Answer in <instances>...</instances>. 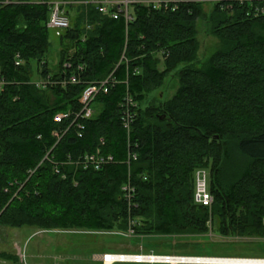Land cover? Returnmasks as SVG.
I'll use <instances>...</instances> for the list:
<instances>
[{
	"label": "trees",
	"instance_id": "16d2710c",
	"mask_svg": "<svg viewBox=\"0 0 264 264\" xmlns=\"http://www.w3.org/2000/svg\"><path fill=\"white\" fill-rule=\"evenodd\" d=\"M63 7L70 27L55 34L54 71L50 5L0 0V226L127 232L135 218L136 235L264 237V14L248 13L249 1L233 12L135 3L127 22L86 0ZM202 20L218 39L209 52L201 50ZM110 74L117 83L97 94L94 116L79 121L84 129L74 116L55 121L79 111L87 84ZM48 76L67 82H32ZM168 82L169 97L161 90ZM128 95L137 102L130 130L122 122ZM100 145L116 162L95 170L69 161ZM199 168L209 171L211 206L195 199Z\"/></svg>",
	"mask_w": 264,
	"mask_h": 264
},
{
	"label": "rangeland",
	"instance_id": "374dc122",
	"mask_svg": "<svg viewBox=\"0 0 264 264\" xmlns=\"http://www.w3.org/2000/svg\"><path fill=\"white\" fill-rule=\"evenodd\" d=\"M199 25L201 50L209 52L215 48L218 39L208 33V27L203 20ZM50 37L52 45L48 62L50 68L55 71L58 69L60 46L53 29ZM171 86L172 83L168 82L161 89L168 97L174 93V87L172 89ZM139 251L193 256L264 257V237L223 236L214 231L204 235H136L134 232L130 234L119 230L104 233L61 230L51 232L28 226H0V254L16 256L15 259L0 255V264H104L101 259L103 253Z\"/></svg>",
	"mask_w": 264,
	"mask_h": 264
},
{
	"label": "built area",
	"instance_id": "2783aa9c",
	"mask_svg": "<svg viewBox=\"0 0 264 264\" xmlns=\"http://www.w3.org/2000/svg\"><path fill=\"white\" fill-rule=\"evenodd\" d=\"M249 1L251 3V8L248 13L258 16L264 14V5L254 4V0H86V2L92 3L104 14H109L114 18H118L120 15H124L127 22L132 21L134 16L131 13V7L135 3H143L151 9L154 10H178L182 6L191 7L193 5H204L205 7H212L213 5H219L221 10L227 12H233L237 4H243ZM50 5L51 14L48 25L54 30L57 36H60L63 31L70 27V18L65 12L64 0H40ZM14 62L16 66H22L26 63L25 58L20 52H17L14 56ZM70 66L69 63L65 64ZM71 82H76V78L72 76L70 78ZM34 82L38 87L46 88L49 85L61 82L65 84L66 79L58 81L53 79L51 76L47 78H33ZM6 80L0 74V91L5 85ZM117 79L110 74L103 80H98L90 82L87 84L81 95L82 107L79 111L74 112L73 110L58 112L54 119L57 122H62L63 120L74 116L73 122H79L81 120H86L94 116L95 108L93 106L95 98L100 92H108L112 88ZM137 102L128 95L125 101L122 103L123 114L122 122L127 130L131 129V125L135 116V107ZM78 129H84V124L81 122L77 123ZM55 135L60 137L59 132H55ZM79 136H82V132H78ZM102 145L104 144V139L101 138ZM131 155L136 158V153H130L128 162H130ZM70 162L77 166L83 167L84 169H95L100 170L104 166L116 162L114 155L107 154L102 151V146L100 145L94 152L86 153L79 156L77 159H69ZM58 171V170H57ZM124 196L129 202L130 208L132 207L133 197L135 194V188L127 183L123 186ZM195 199L198 203L203 205L211 206L213 202V196L209 190V172L205 168H199L196 171V192ZM137 223V219L130 218L129 229L127 233H133V226ZM264 223V218H263ZM118 255V259H113L112 264L116 262H134V263H147V264H264V257H240V256H199V255H180V254H156L153 252L145 253L143 251L139 252H120V253H103L101 259L105 261L114 256ZM104 256V258L102 257ZM229 259L227 262L220 261L221 259Z\"/></svg>",
	"mask_w": 264,
	"mask_h": 264
},
{
	"label": "bare ground",
	"instance_id": "6f19581e",
	"mask_svg": "<svg viewBox=\"0 0 264 264\" xmlns=\"http://www.w3.org/2000/svg\"><path fill=\"white\" fill-rule=\"evenodd\" d=\"M190 256H193V255H190ZM102 257L104 258V256H102ZM218 257H222V256H218ZM113 259H118V255H114V256L108 258V259L105 261V264H112ZM220 261L227 262V261H229V259H224V258H223V259H221Z\"/></svg>",
	"mask_w": 264,
	"mask_h": 264
}]
</instances>
